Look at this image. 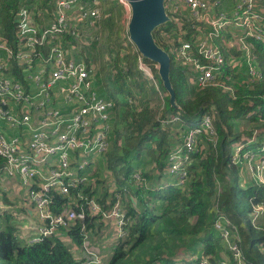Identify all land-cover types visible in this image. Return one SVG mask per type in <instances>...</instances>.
Wrapping results in <instances>:
<instances>
[{"label":"trees","instance_id":"1","mask_svg":"<svg viewBox=\"0 0 264 264\" xmlns=\"http://www.w3.org/2000/svg\"><path fill=\"white\" fill-rule=\"evenodd\" d=\"M114 1L113 7L118 6L116 9L103 10L98 42L101 38L106 42V38L114 34L115 16L120 13V6L124 8ZM28 3V0H0V30L12 45L16 40L15 13ZM166 10L170 18L156 26L153 35L171 57L170 80L175 91V104L170 102L157 67L150 66L152 71L155 69L153 76L166 94L162 107L153 102L154 85L147 84L143 70L138 66V57L143 61L148 58L142 56L136 46L122 55L116 50L114 58L110 57L109 69L105 66L93 68L90 55L82 56L85 55L83 48L74 50L76 58L86 61L94 77V88L101 95H104L105 81L100 71L111 81V92L104 95L112 103L110 146L84 169L90 175L87 181L72 185L68 195L55 191L51 204L54 212L66 206L76 211L82 208L86 216L74 219L66 230L73 241L54 234L27 241L22 220L16 219L22 206L26 208L24 197L15 189L9 194L4 189V182L0 181V264H82L78 256L83 237L81 225L83 222L101 224L100 218H103L100 212L89 210L86 202L91 198L104 208L118 199L126 218L125 235L118 237L106 264H200V256H207L213 262L230 257L214 225L215 221H220L218 218L238 233L237 244L243 252L244 264H259V259L264 258V227L251 218L254 207L264 205V165L260 180L248 170L247 162L251 160L241 153L237 158L241 160L233 159V147L243 144L242 150H249L254 158L264 160V43L252 39L251 60L253 67L262 74L260 79L250 81L244 56L234 61L232 55V62L222 68L219 81L199 86L190 81L188 69L173 57L179 39L192 37L190 22L184 15L176 21L167 6ZM39 16L40 12L36 11L38 20ZM74 41L69 34L61 38L67 50ZM96 42L93 39L92 43ZM240 53L234 51L236 58ZM8 74L13 78L20 77L15 64ZM213 111L217 116L215 132L200 135L202 146L190 152V160L185 165L186 179L183 184H178L174 175L163 174L170 153L183 142L177 127L186 131L202 115ZM168 113L179 114L180 122L169 120ZM243 118L257 125L249 132H252V138L249 134L240 138L237 125ZM166 119L169 121L165 122ZM146 155L155 163L158 174L169 176L171 181L161 186L147 182L149 172L143 168ZM4 162L0 155V170ZM37 222L32 215L28 217V224ZM98 226L102 233L105 228ZM255 229L261 235L249 239ZM132 255L134 257L130 259Z\"/></svg>","mask_w":264,"mask_h":264},{"label":"built area","instance_id":"2","mask_svg":"<svg viewBox=\"0 0 264 264\" xmlns=\"http://www.w3.org/2000/svg\"><path fill=\"white\" fill-rule=\"evenodd\" d=\"M117 1L125 10H130L127 0ZM166 2L176 21L184 15L190 22L191 39L180 38L173 50L176 62L188 69L190 81L199 86L219 81L222 68L229 62L231 40L240 43L238 51L241 50L251 74L248 79L255 81L262 77L251 59L252 39L264 43V0ZM52 4L48 11L20 6L15 13L14 45L0 30V155L5 160L0 181L4 182V189H15L24 197L28 210L22 222L25 219L27 224L23 225L27 241H37L51 234L73 241L66 230L74 219H83L86 213L82 208L76 211L66 206L54 212L51 209L54 192L68 195L72 185L89 179L84 169L99 153L108 150V134L113 128L111 101L94 88L86 61L70 55L61 42L67 34L75 39L85 35L84 44L98 37V1L52 0ZM36 11L50 15L38 20ZM14 64L20 77L8 74ZM138 66L145 75L156 80L141 57H138ZM173 117L180 119L177 114ZM202 119L204 122L200 123ZM214 128L209 113L194 123L185 133L183 142L170 153L164 174L174 175L175 182L183 184L190 152L196 142H200V135H212ZM242 146L235 149L233 159L241 160L237 159L239 153H245L243 157L251 160L247 162L250 174L262 180L264 160L254 158L251 151L242 150ZM80 197L86 199L84 195ZM119 202L115 200L108 208L93 198L86 202L92 213L100 212L113 222L117 237L125 235L126 222ZM31 215L38 220L36 224H28ZM251 218L262 224L264 205H256ZM217 220L220 221H215L214 225L230 257L213 262L207 256H200V264H244L243 252L237 244L238 233L221 218ZM81 227L83 237L78 256L82 264H104L96 236L92 239L84 222Z\"/></svg>","mask_w":264,"mask_h":264},{"label":"rangeland","instance_id":"3","mask_svg":"<svg viewBox=\"0 0 264 264\" xmlns=\"http://www.w3.org/2000/svg\"><path fill=\"white\" fill-rule=\"evenodd\" d=\"M28 1H29V3H28L29 6L40 7L43 11H45V10L48 11L53 6L52 2H49V0H28ZM97 1H98V7L100 8V21H99V24L97 27V31H99L100 23L102 21L103 10L105 8L113 7L116 4V2L114 0H97ZM117 7H113V8L116 9ZM167 9L169 11V7H167ZM115 13L117 14V12H115ZM129 14H130L129 8H126V10H125L123 7L120 6V13L115 16L117 19L115 20L116 23L113 25L114 34L107 37L106 42L104 41L103 38H101L100 41L98 42V39L100 38L99 37V38H96L97 42L95 44L92 43L93 40H91V41L89 40V42L84 44V41H82V39H86V38H85V35H82V37H80V39H77V40L75 39V41L73 42V46H71L69 48L68 51H69L70 55L75 56L74 50H80V48H83L85 55H82V56L90 55V64H92L93 68H98V66H99V68L100 67L102 68L103 66L107 67L108 69L111 68L112 59L115 56L116 50H118L119 54L122 55L128 49H135V45L129 39V36L127 38V33H126L127 32V21L129 18ZM48 15H50V14L47 12H44L41 16H39V18L41 20H44L45 18L48 17ZM119 38L121 39L120 42L118 41ZM170 39L173 40V38H170ZM68 41H70V40H68ZM89 44H91V45L89 46ZM229 47L232 50L231 54L234 56V61L236 59H238L239 57H242L241 53L238 54L237 58L234 55V51H238V49L240 47V43L238 41L231 40L229 43ZM110 54L112 56H110ZM231 54L228 55V61H229L228 63L232 62ZM110 57L112 59H110ZM122 57H124V56H122ZM143 62L147 63L149 66L156 67V64L154 62H151L148 59H144ZM154 70L153 71L151 70L152 75L156 74V72ZM100 72H101V76H102L103 80L105 81V83H104L105 86L103 87V93H104V95H107V92L108 93L111 92V84H110L111 81H109L110 78L106 73H104L102 71H100ZM143 76L145 78V81H147L148 85H152V84L154 85V91L152 94L153 102H157L160 105V107H162V105L166 99V94H165L162 86L160 85L159 81H157V80L153 81L151 79V77L148 75L150 77L149 78L147 76V74L145 75V73ZM92 79H93L92 81H94V77ZM155 83H156V86H155ZM168 114H170L168 117L169 120L180 122L179 120H181V119H175L174 117L171 118L175 114H171V113H168ZM209 114L212 115V121L214 122L213 124H215V118L217 117L216 113H214V111H213L212 114L211 113H209ZM168 121H165V122H168ZM203 122H204V120L202 119L200 123H203ZM115 124L116 123H114V126H115ZM255 126H257L256 123H254L252 121H248L247 119L243 118L237 125V129H238V133L240 134V138L242 137V135L248 136V134L252 138V135H251L252 132L251 133H249V132L251 130H254ZM177 128L179 130L178 133H179L180 137L184 138V135H185L187 130L186 131L182 130L180 127H177ZM199 139H202V138L200 137ZM239 145L240 144H238L236 147H233V152L235 151V149H239V147H238ZM201 146H202V142H196V144L194 145V149H197ZM242 149H243V146H242ZM244 151H245V149H244ZM243 155L245 156L246 154L244 153ZM143 168L148 169L149 177L148 178L146 177L148 183L154 182L155 186L158 184H163L162 181L159 182L160 176L157 175L158 172H157V168H155V163L153 161H151L147 155L144 158ZM90 169L93 170L94 169L93 166H90ZM163 174H164V170H163ZM93 175H95V174L93 173ZM161 177H163V179L166 181L169 180V176H167V175H164ZM10 190L11 189H7L9 194H10ZM0 194H1V190H0ZM108 199H109V197H108ZM22 207H23V209L20 210V212H19L20 220H22V218H24V216L27 214V210H28L27 208H25L24 205ZM16 219H18V221H19V218L16 217ZM100 222H101V224L95 223L94 225L90 224L89 222L88 223L86 222V224H87L86 229L89 230V233H90L92 239H94L93 238L94 235L96 236V240L102 248L103 263L106 264L107 263L106 260L110 255L111 248L117 244L118 237L115 236V234H114L113 222L111 220L103 217V218H100ZM261 222H262L263 227H264V218L261 220ZM22 224L27 225L25 222V219L23 220ZM98 225H100L101 228H105L102 231V233H101ZM260 235L261 234H260L259 230L255 229V230H252V232L248 238L249 239H256ZM254 251H257V248L255 246H254ZM133 257H134L133 255L130 256V259H132ZM259 264H264V258L261 257L259 259Z\"/></svg>","mask_w":264,"mask_h":264},{"label":"water","instance_id":"4","mask_svg":"<svg viewBox=\"0 0 264 264\" xmlns=\"http://www.w3.org/2000/svg\"><path fill=\"white\" fill-rule=\"evenodd\" d=\"M165 1L127 0L130 5L127 33L142 56L155 62L170 102L175 104V91L170 80L171 57L169 52L156 42L153 35L154 28L170 18Z\"/></svg>","mask_w":264,"mask_h":264},{"label":"crops","instance_id":"5","mask_svg":"<svg viewBox=\"0 0 264 264\" xmlns=\"http://www.w3.org/2000/svg\"><path fill=\"white\" fill-rule=\"evenodd\" d=\"M157 175H159V174H157ZM160 176V178H159V182H163V184H165V183H167V182H169V181H171V179L169 178V180L168 181H166V180H164L163 179V177H161L162 175H159ZM158 182V183H159ZM163 184H158V185H156V186H161V185H163ZM152 185H154L155 186V183L153 182V184Z\"/></svg>","mask_w":264,"mask_h":264}]
</instances>
